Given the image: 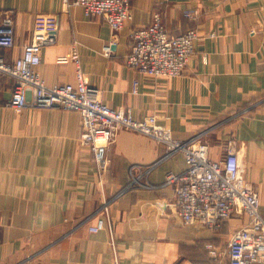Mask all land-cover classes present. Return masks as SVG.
<instances>
[{
    "label": "crops",
    "instance_id": "crops-1",
    "mask_svg": "<svg viewBox=\"0 0 264 264\" xmlns=\"http://www.w3.org/2000/svg\"><path fill=\"white\" fill-rule=\"evenodd\" d=\"M74 2L0 0L15 29L14 48L0 55L11 62L34 30L55 29L36 68L46 86L75 82V48L110 108L155 116L179 141L198 138L212 161L234 148L264 217V0H132L133 19L117 33ZM185 11H197V20ZM154 12L170 36L199 35L178 77L155 79L124 63L131 31L148 26ZM12 87L0 74V264H202L206 242L224 247L245 223L234 218L216 232L187 226L173 206L174 189L164 185L168 173L186 170V160L141 134L119 131L99 175L80 142L79 114L30 105L16 113ZM100 218L109 227L92 233Z\"/></svg>",
    "mask_w": 264,
    "mask_h": 264
},
{
    "label": "built area",
    "instance_id": "built-area-1",
    "mask_svg": "<svg viewBox=\"0 0 264 264\" xmlns=\"http://www.w3.org/2000/svg\"><path fill=\"white\" fill-rule=\"evenodd\" d=\"M131 3L132 0H75L74 5L80 7L87 18H102L110 30L117 33L133 19ZM184 16L196 21L198 13L185 11ZM130 38L131 48L124 58L125 65L156 79L175 78L184 73L199 35L195 29H190L170 36L162 14L154 12L150 24L133 29ZM55 40V29L38 28L18 58L8 62L0 55V74L13 79L9 106L16 113L29 105L77 112L81 119V145L91 151L99 175L107 169V149L121 130L161 143L170 154L182 153L186 170L179 174L168 173L164 184L174 189L176 214L186 224L213 232L234 218L245 217V223L230 235L224 247H209L208 253L217 264H264V217L260 213L259 196L247 182L234 148L228 147L220 161H212L208 146L198 138L179 141L155 116L136 119L129 112L110 108L89 84L75 48L70 54L76 65L75 82L46 86L36 68L41 63L43 47L53 45ZM14 46L12 16L0 10V50H12ZM104 52L110 54L111 46L105 47ZM136 85L134 83V87ZM103 211L106 213L107 208ZM107 227L108 221L100 218L90 231L97 233Z\"/></svg>",
    "mask_w": 264,
    "mask_h": 264
},
{
    "label": "rangeland",
    "instance_id": "rangeland-1",
    "mask_svg": "<svg viewBox=\"0 0 264 264\" xmlns=\"http://www.w3.org/2000/svg\"><path fill=\"white\" fill-rule=\"evenodd\" d=\"M242 166H244L243 164H242ZM244 171H245V177H246V167L244 166ZM250 184V183H249ZM186 224V223H185ZM187 226L188 225H190V224H186ZM240 228V227H239ZM209 247H216V248H220V247H223V246H221V245H218V244H215L214 242H212V241H209V242H206L205 243V245H204V247H203V250H204V254L205 255H203L204 257H202V260H201V263L202 264H217L216 262H215V260L212 258V257H210V255H209V253H208V248ZM208 260V261H207ZM223 264H226V262H223Z\"/></svg>",
    "mask_w": 264,
    "mask_h": 264
}]
</instances>
